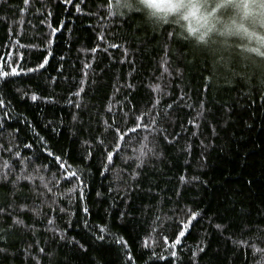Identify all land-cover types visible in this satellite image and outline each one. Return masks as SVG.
<instances>
[{
  "label": "trees",
  "instance_id": "16d2710c",
  "mask_svg": "<svg viewBox=\"0 0 264 264\" xmlns=\"http://www.w3.org/2000/svg\"><path fill=\"white\" fill-rule=\"evenodd\" d=\"M244 2L181 0L164 14L145 0H0V65L24 70L0 79V264H261L264 17L245 18ZM150 110L156 154L137 168L149 134L129 130ZM34 133L81 170L83 199ZM189 209L200 215L171 249L162 238Z\"/></svg>",
  "mask_w": 264,
  "mask_h": 264
},
{
  "label": "snow or ice",
  "instance_id": "6c2138e0",
  "mask_svg": "<svg viewBox=\"0 0 264 264\" xmlns=\"http://www.w3.org/2000/svg\"><path fill=\"white\" fill-rule=\"evenodd\" d=\"M28 0H25V3H27ZM66 2H70V0H66ZM77 11H79V8H77ZM109 13H112V11L110 9H108ZM103 37H101L102 39ZM112 47H117V45H112ZM93 51H95V49H93ZM48 63V59L47 57L44 59V61L42 63H40L37 68H31V69H27L28 72H37L40 69L45 68L46 64ZM5 67H9V65H0V79L2 78H6L8 76H17L20 75L21 72H23L24 70L21 69H17V67H10V71H5L4 68ZM85 67L87 68L88 65H85ZM165 71H167V69H165ZM84 75L86 76L87 73H84ZM83 83V81L81 82ZM156 90L159 91V85L156 86ZM81 92H83V87H81L77 92L73 93L74 96H80ZM30 99L32 101H36L38 99V96L33 93L30 97ZM69 102H72L71 97L69 98ZM159 104V101L157 100L154 104H153V110H155L156 106ZM7 106L6 101L3 99V97H0V108H4ZM76 108L80 107V104L77 102L74 105ZM169 108H171L172 106L169 105ZM203 108V106H201ZM165 116H167V113H165ZM159 117V113L157 112L155 116H153L152 111H148V112H142L140 116H138L136 118V127L132 128L129 130L130 133H137L139 131H146L149 135H151L153 137V140L150 141L149 140V135H145L143 137V142L139 144V147L137 149H134V159L137 162L136 166L137 168H140L144 162V160L149 156V155H155V143H154V139H155V134L160 132L161 129H159L158 127H156L157 122H158V118ZM147 118V123H145V119ZM75 119V117H74ZM191 123V122H190ZM213 132H215V128H213ZM115 140L117 141V144L115 147H113L112 151H107L105 149V153H106V163L104 165V171L108 170V165H110L113 161V155L114 153H117L120 151V143H122L124 141V136L125 134L122 133L119 129L115 130ZM34 135L38 138V140L41 142L42 146L44 147V151L47 153L48 156L53 158V161L59 166V168L66 173V175L63 177L65 179L66 182H70L71 180H75L76 184L69 190V193L72 192H76L77 190H79L80 192V196L81 199H83V188H84V180L81 177V170L78 168H72L71 165H68L66 162V158L63 155H56L50 148H48L46 146V142L44 141V138L39 136V133H34ZM171 142V141H169ZM98 143L100 145L104 144L103 140H99ZM152 144V146L150 147L149 145ZM25 148L31 149L32 145L31 144H26L24 146ZM91 155V153H89V156ZM16 157L17 159H21V154L19 152L16 153ZM31 157H27V158H23L21 159V164L26 167L25 161L26 160H30ZM129 159H133L132 157H130ZM5 167H7V165H5ZM7 175V173H5V176ZM135 179V177H133ZM20 179H28V177L26 175H24L22 173L21 176L17 177V180L19 181ZM41 181L43 182V177H40ZM183 179V178H182ZM44 187H47V184H44ZM48 191L50 192L51 189L48 188ZM36 195H41L40 193H36ZM99 195V193H98ZM26 210L25 208H21V211ZM84 212L87 213L88 209L84 208ZM200 214L198 212H193L190 209L187 212V220L186 221H181V227H180V231L178 232V234L175 236L174 241H172L171 243L168 240V237H163V242L165 245H167L168 247H170L171 249H175L180 243L182 238L186 235L187 230L191 227V223L195 220H197L198 216ZM15 223L17 224H22V221H15ZM49 225L52 224V220L50 219L48 221ZM155 224V221L153 222ZM87 226V225H86ZM218 229L221 227L220 225L216 226ZM98 232L100 233L99 235H94V239L98 242H103L105 240V234L108 232V229L105 225H98L96 226ZM258 234L259 233H264V228H259L256 227L254 229ZM153 231H155V229H153ZM61 239H63V237L61 236ZM116 242L118 244H121L123 246H125L127 248V241H125L122 237L120 238H115ZM258 241H260V236L258 235L256 238ZM260 242H264V241H260ZM74 244H78V242L73 241ZM256 243H252L251 247L252 250L254 252V254H259L260 255V261L261 264H264V249L262 248H257ZM144 246L148 247V241L147 239L144 241ZM79 247L81 248L82 251H87L86 248L83 247V245H79ZM205 249L204 248H200L199 251L203 252ZM41 251H43V249H41ZM176 251L173 250L171 252V255L173 257L176 256ZM196 253H193V256H195ZM127 259L129 261L132 260V256L130 253V250L128 251L127 254Z\"/></svg>",
  "mask_w": 264,
  "mask_h": 264
},
{
  "label": "clouds",
  "instance_id": "9594fccd",
  "mask_svg": "<svg viewBox=\"0 0 264 264\" xmlns=\"http://www.w3.org/2000/svg\"><path fill=\"white\" fill-rule=\"evenodd\" d=\"M155 5L157 8L161 9L162 12H168L172 5L168 0H155ZM242 9V15L245 18L248 16L264 17V0H245L244 3L240 5ZM196 21H193V26L195 27ZM261 42H264V37L258 38Z\"/></svg>",
  "mask_w": 264,
  "mask_h": 264
},
{
  "label": "rangeland",
  "instance_id": "374dc122",
  "mask_svg": "<svg viewBox=\"0 0 264 264\" xmlns=\"http://www.w3.org/2000/svg\"><path fill=\"white\" fill-rule=\"evenodd\" d=\"M150 6L154 7V8H157L156 5H155V0H145ZM232 1V0H231ZM168 2L172 5V4H175L176 6L180 3H181V0H168ZM159 10V8H157ZM161 10V9H160ZM169 12V11H168ZM166 12H164L165 14ZM180 13V12H179ZM163 14V13H162ZM247 18H252V16H248ZM206 21L205 18H203L201 20V23H204ZM233 28H237L238 29V33L242 36V35H248L249 37H253V34L251 32H249V30H246L244 27H233ZM232 31H235V30H232ZM237 34V33H236Z\"/></svg>",
  "mask_w": 264,
  "mask_h": 264
}]
</instances>
